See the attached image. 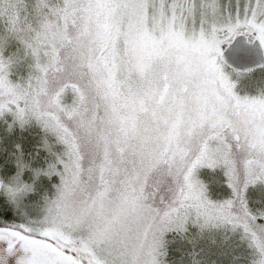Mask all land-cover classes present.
<instances>
[{"label":"snow or ice","instance_id":"6c2138e0","mask_svg":"<svg viewBox=\"0 0 264 264\" xmlns=\"http://www.w3.org/2000/svg\"><path fill=\"white\" fill-rule=\"evenodd\" d=\"M0 264H264V0H0Z\"/></svg>","mask_w":264,"mask_h":264}]
</instances>
